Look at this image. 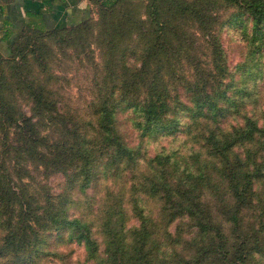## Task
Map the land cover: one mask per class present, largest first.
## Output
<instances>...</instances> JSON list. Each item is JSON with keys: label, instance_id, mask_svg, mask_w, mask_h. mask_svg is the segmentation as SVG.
Segmentation results:
<instances>
[{"label": "trees", "instance_id": "16d2710c", "mask_svg": "<svg viewBox=\"0 0 264 264\" xmlns=\"http://www.w3.org/2000/svg\"><path fill=\"white\" fill-rule=\"evenodd\" d=\"M212 1L145 0L139 13L132 0H86L81 16H77L76 9L72 13L77 21L68 18L67 22L51 27L44 26L39 11L24 10L18 34L7 44V53L0 59L25 58L34 41L42 36L62 39L63 34L71 39L72 33L80 34L89 26V9L93 4L98 13L93 23L99 35L112 42L115 32L121 37L134 33L143 39V47L140 52L122 48L116 53L118 64L128 74L116 88L108 85L102 93L96 106L94 132L71 143H49L29 117H19L16 141L20 145L11 154L17 175L26 172L20 161L29 157L38 160L45 170L59 171L64 179L58 192L46 193L37 200L28 193L20 176L14 180L6 173L0 174V251L13 254L14 264H37V256L46 254L68 264L70 251L45 246V238L52 232L63 244H79L82 261L89 260L91 264H206L208 260L216 264H247L257 243L246 245L247 231L240 226L239 214L252 203L255 183L264 180V120L250 114L218 131H214L219 127L213 123L201 136V151L198 145L187 156L175 157L164 148L144 154L137 143L129 142L126 129L118 125L123 121L117 120L114 113L117 108H131L133 119L138 117L135 123L148 132L174 123V108L181 100L169 98L162 67L171 61L194 57L189 50L192 33L184 26L186 21L192 22L203 35L211 63L214 56L221 55L216 36L208 30L216 18ZM221 1L246 10L252 24L264 18V0ZM205 69L195 60L192 70L202 73ZM201 89L207 100L195 107L200 111L205 106L204 110L213 117L219 106L211 97L207 82ZM30 93L40 95L32 88ZM206 163H212L219 172L217 180L223 182L230 199L224 210V219L230 223L225 236L201 198L210 179ZM104 177L110 178L111 186L96 200L95 219L88 218L81 209L77 213L70 210L79 201L73 192L97 187ZM149 198L157 203L154 214L144 211L143 199ZM124 200L130 203L131 210L126 211ZM129 217L136 222L127 223ZM179 217L191 219L196 231L187 243L192 251L184 254L174 248L172 221ZM94 224L102 234L101 248L93 235Z\"/></svg>", "mask_w": 264, "mask_h": 264}, {"label": "rangeland", "instance_id": "374dc122", "mask_svg": "<svg viewBox=\"0 0 264 264\" xmlns=\"http://www.w3.org/2000/svg\"><path fill=\"white\" fill-rule=\"evenodd\" d=\"M132 3L141 13L145 0H132ZM211 6L216 18L208 30L216 36L221 55L214 56L211 63V53L203 35L192 22L186 21L184 26L192 33L189 50L194 57L188 61H171L162 67V82L171 94L169 98L171 101L177 97L181 100L174 108V123L148 132L135 123L138 117L133 119L131 108H117L114 111L117 120L121 118L123 121L118 125L126 129L129 142L137 143L146 155L164 148L175 157H185L197 150L198 145L199 151L202 150L201 136L212 128L213 123L219 127L214 131H218L250 114L260 121L264 120V18L252 24L246 10L239 6L221 0H213ZM97 18L96 5L93 4L89 9V26L79 31L80 34L72 33L71 39L63 34L60 36L62 39L42 36L34 41L32 50L27 51L25 58H15L16 63L7 57L0 59V174L6 173L14 180L20 176L26 183L28 193L37 200H41L46 193L53 195L58 192L63 186L64 176L59 171L45 170L38 160L29 157L20 161L26 172L17 175L11 154L15 146L20 145L16 141L19 117H29L34 128L49 143L59 140L71 143L81 135L94 132L98 115L96 106L102 93L108 85H115L116 88L128 74L118 64L116 53L122 48L140 52L143 47V39L134 33L121 37L115 32L112 42H109L105 35L98 34L93 23ZM195 60L206 66L202 73L192 70ZM205 82L209 84L210 95L219 106L213 117L209 116L211 112L204 110L205 106L200 111L195 107L198 102L207 100L204 89H201ZM30 88L40 92L39 98L30 93ZM175 90L180 93L174 94ZM38 100L41 103L38 104ZM73 135L76 137L72 138ZM206 165L210 179L203 188L201 198L212 220L225 236L230 223L224 219V210L230 199L223 182L217 180L219 172L212 163ZM110 186V178L104 177L97 187L88 186L83 192H73V197L79 201L70 210L75 213L82 210L88 218L91 216L92 220L95 219L93 208L96 200L102 198ZM122 204L127 206L126 211L131 210L130 203L124 200ZM143 205L145 212L149 210L154 214L156 200L143 199ZM239 218L240 226L247 231L246 245L257 243L247 264H264V180L255 183L253 201L242 208ZM11 221H14L13 217ZM135 222L133 217L127 220L129 224ZM172 223L175 224V250L181 254L191 252L192 248H188L187 243L196 233L192 220L179 217ZM92 231L101 248L102 234L96 224ZM45 242L47 248L70 251L68 264H91L89 260L82 261L83 251L79 244H63L53 232L45 238ZM2 254L0 251V264H14L13 254ZM36 262L64 264L48 254L37 256ZM206 264L216 263L208 260Z\"/></svg>", "mask_w": 264, "mask_h": 264}, {"label": "crops", "instance_id": "0c3cea01", "mask_svg": "<svg viewBox=\"0 0 264 264\" xmlns=\"http://www.w3.org/2000/svg\"><path fill=\"white\" fill-rule=\"evenodd\" d=\"M85 6L83 0H0V56L6 55L7 44L16 38L25 18L24 10L39 11L44 26L51 27L67 22L68 18L71 22L77 21L72 14L74 9L81 16Z\"/></svg>", "mask_w": 264, "mask_h": 264}]
</instances>
